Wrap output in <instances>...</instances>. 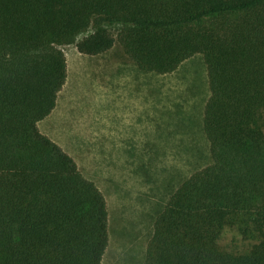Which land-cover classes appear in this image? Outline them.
I'll use <instances>...</instances> for the list:
<instances>
[{
    "label": "trees",
    "instance_id": "obj_1",
    "mask_svg": "<svg viewBox=\"0 0 264 264\" xmlns=\"http://www.w3.org/2000/svg\"><path fill=\"white\" fill-rule=\"evenodd\" d=\"M117 43L145 72L197 54L208 70V163L153 203L145 264H264V0H0V264H103L107 197L39 122L68 78L62 47ZM227 230L250 246L224 247Z\"/></svg>",
    "mask_w": 264,
    "mask_h": 264
},
{
    "label": "rangeland",
    "instance_id": "obj_2",
    "mask_svg": "<svg viewBox=\"0 0 264 264\" xmlns=\"http://www.w3.org/2000/svg\"><path fill=\"white\" fill-rule=\"evenodd\" d=\"M62 48L68 78L39 128L107 197L111 241L103 264H145L153 203L165 198L166 184L174 188L208 163L204 57L197 54L176 71L159 74L140 70L119 43L97 55L74 44ZM221 243L233 251L251 244L233 230Z\"/></svg>",
    "mask_w": 264,
    "mask_h": 264
}]
</instances>
